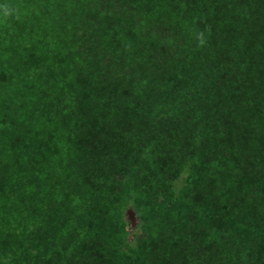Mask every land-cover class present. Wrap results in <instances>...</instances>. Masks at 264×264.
Returning a JSON list of instances; mask_svg holds the SVG:
<instances>
[{
  "label": "trees",
  "instance_id": "16d2710c",
  "mask_svg": "<svg viewBox=\"0 0 264 264\" xmlns=\"http://www.w3.org/2000/svg\"><path fill=\"white\" fill-rule=\"evenodd\" d=\"M0 264H264V0H0Z\"/></svg>",
  "mask_w": 264,
  "mask_h": 264
},
{
  "label": "water",
  "instance_id": "95a60500",
  "mask_svg": "<svg viewBox=\"0 0 264 264\" xmlns=\"http://www.w3.org/2000/svg\"><path fill=\"white\" fill-rule=\"evenodd\" d=\"M127 218L130 220L131 230L133 231L137 224V218L133 210H128ZM130 238H131V234H130Z\"/></svg>",
  "mask_w": 264,
  "mask_h": 264
},
{
  "label": "clouds",
  "instance_id": "9594fccd",
  "mask_svg": "<svg viewBox=\"0 0 264 264\" xmlns=\"http://www.w3.org/2000/svg\"><path fill=\"white\" fill-rule=\"evenodd\" d=\"M4 15H5V16H7V15H8V12H7V10L5 11Z\"/></svg>",
  "mask_w": 264,
  "mask_h": 264
}]
</instances>
